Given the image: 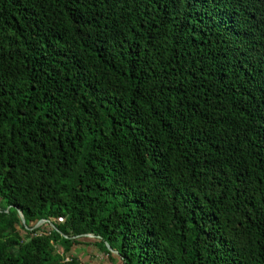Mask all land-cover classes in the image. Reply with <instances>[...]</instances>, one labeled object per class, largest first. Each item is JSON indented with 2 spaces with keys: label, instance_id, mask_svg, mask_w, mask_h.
<instances>
[{
  "label": "trees",
  "instance_id": "16d2710c",
  "mask_svg": "<svg viewBox=\"0 0 264 264\" xmlns=\"http://www.w3.org/2000/svg\"><path fill=\"white\" fill-rule=\"evenodd\" d=\"M87 235L264 264V0H0V264Z\"/></svg>",
  "mask_w": 264,
  "mask_h": 264
},
{
  "label": "rangeland",
  "instance_id": "374dc122",
  "mask_svg": "<svg viewBox=\"0 0 264 264\" xmlns=\"http://www.w3.org/2000/svg\"><path fill=\"white\" fill-rule=\"evenodd\" d=\"M94 242V238H89L81 245L74 246L72 257L80 258L83 264H122L119 259L111 260L106 253L98 249Z\"/></svg>",
  "mask_w": 264,
  "mask_h": 264
},
{
  "label": "water",
  "instance_id": "95a60500",
  "mask_svg": "<svg viewBox=\"0 0 264 264\" xmlns=\"http://www.w3.org/2000/svg\"><path fill=\"white\" fill-rule=\"evenodd\" d=\"M7 211H8V210H7ZM19 214H20V217H21L22 224L26 225V220H25V217H24L23 213H22V212H19ZM46 222H47V220H41L40 222H38V224L35 225V227H34L33 229H37V228H39L41 225H43V224L46 223ZM51 225H52V227H55L54 224L51 223ZM33 229H32V230H33ZM87 236H88V237H91V238L94 237L93 235H87ZM107 247H108V249H109L111 252H113L114 254L118 255V252L113 251V250L111 249V247H110L108 244H107Z\"/></svg>",
  "mask_w": 264,
  "mask_h": 264
}]
</instances>
